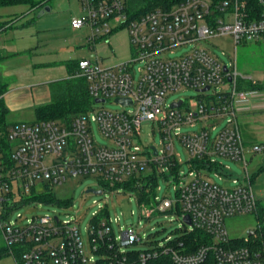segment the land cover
Masks as SVG:
<instances>
[{
	"label": "built area",
	"instance_id": "built-area-1",
	"mask_svg": "<svg viewBox=\"0 0 264 264\" xmlns=\"http://www.w3.org/2000/svg\"><path fill=\"white\" fill-rule=\"evenodd\" d=\"M80 2L84 14L72 20L73 29L90 27V40L95 42L127 26L135 54L132 61L112 67H105L96 54L78 60L73 77L86 81L93 103L95 99L105 100L96 104L128 99L132 104L117 102L124 108L122 111L101 109L92 116L88 110L68 123L45 120L0 125V232L16 264H100L99 259L106 258L102 247L116 249V255L125 259L123 248H134L142 240L140 231L133 226L123 230L118 240L109 213L102 206L99 212H93L89 229L90 252L95 257L84 250L77 217L62 220L59 215L45 213L28 218L24 225L10 219L13 208L49 205L52 202L37 197L55 193L69 180L89 175L97 178L102 193L107 189L121 194L128 187L139 190L142 217L179 209L188 227L185 234H203L198 246L184 236L169 237L163 242L146 241L151 245L141 248L142 264L162 255L169 256L174 264H205L211 259L214 264H264V253L235 246L225 225L227 218L264 212V194H256L246 159L249 152L264 153V145L248 146L238 121L239 107L260 92L239 89L240 78H248L238 72L236 60L224 64L198 45L201 40L228 34L236 44L263 38L264 0H260L262 8L257 9H250L246 0H182L135 19L128 14L125 0ZM190 44L196 47L189 53L164 57ZM136 62L141 64L137 71L133 65ZM2 87L0 83V102L5 94ZM207 87L208 91L200 92ZM214 88L207 102H165L167 95L182 89L207 94ZM180 100L182 104L173 107ZM216 118L225 119L220 129L213 125L182 131L183 126L194 127ZM146 120L158 125L162 150L139 143L141 125ZM93 123L108 145L97 143ZM175 140L187 148L189 164L197 172L193 169L188 176H181L184 163L174 151ZM214 156L244 163L245 176L234 178L232 188L204 178L203 169L224 173L223 165ZM158 176L176 179V200L159 198L155 193L145 195Z\"/></svg>",
	"mask_w": 264,
	"mask_h": 264
},
{
	"label": "rangeland",
	"instance_id": "rangeland-1",
	"mask_svg": "<svg viewBox=\"0 0 264 264\" xmlns=\"http://www.w3.org/2000/svg\"><path fill=\"white\" fill-rule=\"evenodd\" d=\"M45 7H50V11L41 14ZM83 14L80 0H49L46 6H39L32 10L26 5L0 7V20L12 21L11 26L2 32V38L9 39L6 51H32L27 57L15 55L12 58H0V75L4 76V74H7L12 78L7 81V89L24 85V83L29 81L68 77L66 66L59 64L60 62L89 59L95 57L93 56L95 54L103 59L105 67L132 61L135 50L131 45L127 26H120L114 29L110 35L93 42L90 40V27L79 29L71 27L72 20L83 16ZM198 45L206 48L224 64H229L236 60L238 72L243 77L248 78H240V84L249 81L257 84L260 95L264 97V37L258 41H241L236 44L232 35L228 34L201 40ZM195 47L196 44L178 47L173 49L172 53L170 51L167 52L164 57H180L189 53ZM72 48L73 50H71ZM9 59L13 60L7 62ZM28 62L43 65L32 70L31 67L27 66ZM54 63L57 64L51 67L50 64ZM133 65L135 71L141 66L139 62ZM2 88L5 89L4 86ZM221 89L222 87H219V90ZM215 90L214 88L207 94H202L192 89H182L167 95L165 102L168 105L179 99H185L186 105H194V102L196 103L199 100L207 102V97L213 94ZM33 93V103L28 101L29 98L24 97L21 98L20 102L15 103V110L13 108L12 110L9 109L10 117L14 121H34L36 108L48 102L46 93H37L36 91ZM101 109L116 112L122 111L124 108L121 104L115 102L114 99L104 104L93 103L90 109V116L95 115ZM238 120L241 125L242 135L248 146L256 143L264 145V110L252 109V111L238 115ZM224 123L225 119L220 118L205 120L194 127L183 126L182 131L183 133L192 132L202 127L210 128L213 125L220 129ZM92 129L98 144H109V141L100 133L96 123L92 124ZM139 143L144 147L155 146L160 150L163 149L161 131L152 120H146L142 123ZM174 151L179 154L182 163H184L181 168V176H188L193 169L196 171V168L191 167L189 164L190 154L187 148L179 140H175ZM213 158L223 165L224 173L216 174L215 171L203 169L204 178L223 187L232 188L235 186L232 181L234 178L242 179L245 176L244 163L235 162L220 156H214ZM246 159L248 162L247 169L251 178L253 177V188L259 196L264 191V153L249 152L246 154ZM146 173L148 174L150 171ZM176 185L177 181L174 177L163 179L158 176L157 180L152 181V187L145 191V195L150 196L155 193L159 198H169L174 201L178 198V193L175 189ZM88 187L99 189L96 177L89 175L69 180L65 185L54 190L58 198L71 200L68 205L52 202L49 205L43 204L42 207L37 204H30L13 208L10 219L17 224L24 225L28 218L45 213L59 215L62 220L77 217L84 250L87 254L94 257L96 255L90 252L89 229L93 219V212H99L101 206L108 211L118 240L122 231L131 226L140 231L142 240L134 245V248L149 247L151 244L146 241L163 242L169 237L175 239L184 235L188 230L181 218L179 209L174 208L166 213L154 214L150 218L142 217L141 207L138 202L139 194H141L139 190L128 187L123 189L120 192L121 194H117L106 189L104 193L96 195L86 194L85 191ZM154 188H156L155 191ZM20 215L22 216L21 219L19 218ZM117 218L119 220L115 221ZM225 225L230 238L248 239L251 231L255 230L259 225L264 226V212L259 211L257 214L230 217L225 220ZM0 245H5L1 233ZM123 250L128 251V248L125 247ZM0 264H16V262L14 257L8 254L0 259Z\"/></svg>",
	"mask_w": 264,
	"mask_h": 264
},
{
	"label": "trees",
	"instance_id": "trees-1",
	"mask_svg": "<svg viewBox=\"0 0 264 264\" xmlns=\"http://www.w3.org/2000/svg\"><path fill=\"white\" fill-rule=\"evenodd\" d=\"M182 0H125L126 10L132 19H135L146 12L153 10L157 7L170 8L173 5L181 2ZM250 9L262 8L260 0H246ZM49 0H0V7L26 5L32 10L39 6H46ZM12 24V21L0 20V33L8 29ZM64 65L68 71V77L59 79L49 83V90L51 100L45 105L38 106L36 108V120L35 122L45 120H56L60 122H69L76 115L86 112L91 109L93 100L89 95L86 81L83 78L73 77L77 69V61L70 60L64 62ZM239 89L252 90L259 89V86L253 82H247L239 84ZM6 109L3 101L0 102V125L5 126ZM141 190V192H143ZM37 199L46 202H56L61 205L70 203V199L58 198L55 193L46 194ZM1 233V232H0ZM185 240L195 243L203 241V234L201 232H193L190 234H184ZM235 246H248L255 251L264 253V226L259 225L254 230V235H250L248 239L236 238L233 239ZM141 249L131 248L126 251V258L116 255V249H111L109 246H104L101 249V253L106 258H100V264H142L139 260V253ZM8 247L0 245V259L8 255ZM145 264H174L169 256L162 255L153 258ZM205 264H214L209 260Z\"/></svg>",
	"mask_w": 264,
	"mask_h": 264
},
{
	"label": "crops",
	"instance_id": "crops-1",
	"mask_svg": "<svg viewBox=\"0 0 264 264\" xmlns=\"http://www.w3.org/2000/svg\"><path fill=\"white\" fill-rule=\"evenodd\" d=\"M2 32H4V31H2ZM2 32L0 33V54H1L0 58L1 57H11L12 58L15 55H17V56L18 55H23L24 57H27V56H29L32 53L31 50L26 51V52H15L13 50L6 51L7 50L6 47H7V43L9 41V39H6V38L3 39L2 38ZM10 60H13V59H9L7 62H9ZM28 63L29 64L27 66L31 67L32 70H33V68H39V67H41L43 65V64H32L31 62H28ZM56 64L57 63L50 64V66L54 67V65H56ZM59 64H63L64 65V62H60ZM34 77H35V75H34ZM63 78H65V76L62 77V78L56 77L55 79H52V80L29 81V82L24 83V85L22 84L21 86H15V87L13 86L12 88L7 89V87H8L7 86L8 85L7 81L11 80L12 78L9 77L7 74H4V76L0 75V81H1L0 83L5 88L4 89L5 90V94H4V98H3V104H4V107H5L6 111H7L6 115H5V121L7 123L19 122V121H14L13 118L10 117L9 109L12 110V108H13L15 110V103L16 102H20V100H22L21 98H24V97H27V99L29 98L28 101L32 102L33 97H34V93H33L34 91H36L37 93H39V92L40 93H46L47 94L46 97L48 99L47 103H49L50 100H51L50 90H49V83L53 82V81H56V80H59V79H63ZM26 100H24V101L27 102ZM47 103H45V104H47ZM251 108L253 110H264V97L262 95H259V96L255 97V98H253L247 104H244V105L240 106L239 109H238V115H242V114L246 113L247 111H252ZM35 120H36V118H35ZM34 121H32V122H34ZM23 122H28V121L24 120ZM240 128H241V125H240ZM243 139H244V137H243ZM251 180H253V177L251 178ZM263 194H264V191H262L259 194V196H262Z\"/></svg>",
	"mask_w": 264,
	"mask_h": 264
},
{
	"label": "water",
	"instance_id": "water-1",
	"mask_svg": "<svg viewBox=\"0 0 264 264\" xmlns=\"http://www.w3.org/2000/svg\"><path fill=\"white\" fill-rule=\"evenodd\" d=\"M47 11H50V7H45L42 10L41 14H44ZM71 50H73V48ZM224 70L226 71V67L224 68ZM229 80H231V78ZM208 90H209V87H207V88H205L203 90H200V92H204V91H208ZM100 102H105V100L104 99H95V103H100ZM116 102H121V103H124V104H132V102L130 100H128V99H116ZM182 102H183V100H180V102H177L176 104H173V107L174 106H180L182 104ZM85 193L86 194H96V195H100L102 193V191L101 190H95L93 188H90V189H87L85 191ZM185 221L187 223H190V220H189L188 217L185 218Z\"/></svg>",
	"mask_w": 264,
	"mask_h": 264
}]
</instances>
